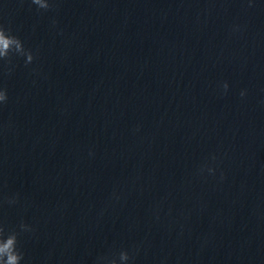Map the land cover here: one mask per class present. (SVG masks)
Here are the masks:
<instances>
[{"label":"water","instance_id":"95a60500","mask_svg":"<svg viewBox=\"0 0 264 264\" xmlns=\"http://www.w3.org/2000/svg\"><path fill=\"white\" fill-rule=\"evenodd\" d=\"M7 1L217 264H264V0Z\"/></svg>","mask_w":264,"mask_h":264},{"label":"clouds","instance_id":"9594fccd","mask_svg":"<svg viewBox=\"0 0 264 264\" xmlns=\"http://www.w3.org/2000/svg\"><path fill=\"white\" fill-rule=\"evenodd\" d=\"M31 3L37 7L38 10H48L52 5L50 0H31ZM12 56L22 57L25 66L30 65L34 60V53L31 49L25 48L23 42L16 36L12 35L10 31L0 27V61H10ZM222 89L226 92L228 90L227 82L222 84ZM245 91L241 90L240 96L243 97ZM8 100L7 90L0 87V106L4 105ZM213 159H215L213 157ZM204 169L201 168V172ZM209 174H213L214 169L207 168ZM15 203V200L9 201ZM20 230L22 232L31 231L29 225L21 222ZM18 233L15 230H5L0 226V264H21L24 259L23 252L18 247ZM132 259L126 250H121L118 254V261L115 257L112 259L100 258L101 264H129Z\"/></svg>","mask_w":264,"mask_h":264}]
</instances>
